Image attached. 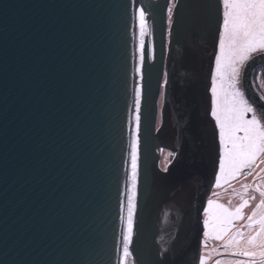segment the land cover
<instances>
[{
    "label": "water",
    "instance_id": "obj_1",
    "mask_svg": "<svg viewBox=\"0 0 264 264\" xmlns=\"http://www.w3.org/2000/svg\"><path fill=\"white\" fill-rule=\"evenodd\" d=\"M168 2L0 0V264H118L134 7L152 15L155 61L146 59L143 68L139 206L130 250L135 264H198L219 160L210 87L220 7L219 0H178L167 40ZM192 28L210 37L197 81L187 63ZM261 65L264 55L250 59L243 80L258 112L264 101L252 72ZM159 147L175 153L168 172L158 166ZM193 177L197 197L186 208L176 197ZM169 204L191 213L190 238L179 247L186 230L176 225L180 234L162 258L159 216Z\"/></svg>",
    "mask_w": 264,
    "mask_h": 264
},
{
    "label": "snow or ice",
    "instance_id": "obj_2",
    "mask_svg": "<svg viewBox=\"0 0 264 264\" xmlns=\"http://www.w3.org/2000/svg\"><path fill=\"white\" fill-rule=\"evenodd\" d=\"M178 0H174L167 9L170 28L173 24V11ZM220 24L218 31L215 67L211 76V117L215 121L219 139V171L215 177V186L220 187L221 181L227 183L231 179L244 174L251 175L254 167H258V159L264 155V109L259 110L249 102L245 93L238 87L240 66L252 58L253 54L264 55V0H219ZM139 45L135 72L139 77L134 91V108L131 110L129 124L131 138L129 142L130 160L126 199L120 202L123 224L122 250L120 264H129L130 250L135 234L136 214L140 185L139 145L141 130V100L143 94L144 64L146 59H154V50L146 49L145 34L147 31L146 14L143 7L138 9ZM168 85L165 73L162 88ZM163 99V94H162ZM264 99V97H261ZM173 157V153H169ZM167 159V158H166ZM264 163V161H261ZM168 160L163 171L168 172ZM264 171V169H261ZM148 181L145 178L147 190ZM245 192L248 186L244 185ZM255 191L261 197L252 214L247 217L246 227L254 234L244 241L241 230L229 238L224 245L230 255L244 257L229 264H264V190L259 185ZM251 199H255L253 196ZM244 200L235 210L209 199L204 209L203 235L220 240L234 227V220H243L242 210L249 205ZM204 246H207L206 244ZM133 264L135 261L133 260ZM199 264H207V258L200 257ZM216 264H221L216 261Z\"/></svg>",
    "mask_w": 264,
    "mask_h": 264
},
{
    "label": "flooded vegetation",
    "instance_id": "obj_3",
    "mask_svg": "<svg viewBox=\"0 0 264 264\" xmlns=\"http://www.w3.org/2000/svg\"><path fill=\"white\" fill-rule=\"evenodd\" d=\"M257 55H260V53L253 54L252 58ZM248 61H246L243 65L240 66L238 87H240V89L243 92H244L243 90L244 68ZM252 86L254 87L255 91L260 96V98L264 97V65L259 66L257 69H255L252 72ZM210 96H211V89H210ZM262 100L264 101V99ZM210 113H211V107H210ZM257 114L259 115V112ZM210 117H211V114H210ZM211 120L213 121V124L215 126V121L212 117H211ZM216 133H217V141L219 144L217 129H216ZM263 156L264 155H261L259 157L257 161L258 167H254V170L252 171L251 175H247L246 174L247 170H245L244 174L237 176L235 179L229 180L227 183H225L222 180L220 187L215 186V179H214L211 193L209 194V196H207L205 208H207L208 206L209 199L215 201L216 203L224 205L230 210H235L246 199L249 200L250 203L247 207H245L242 210L244 219L234 220L233 221L234 227L223 237V239L217 240L213 238L212 236L205 237L203 235L202 243H201V255L207 258V264H216V261H220L221 264H225L226 261L245 259L244 257H235V256L230 255L231 249L226 251L224 248V245L228 242L229 238L232 237L237 232V230H241L244 233L245 240H247L248 238L247 236H245L246 234L248 235V233L250 232L254 234V230L250 231L246 227V225L248 223L247 217L252 214L253 210L255 209L256 205L259 203L261 199L259 194L255 191V188L257 185H259L260 187V184L264 182V172L263 173L261 172V169H264V163L261 162L262 160H264ZM218 171H219V168L217 166L216 174L218 173ZM257 173L261 175L257 176ZM244 185L248 186L247 192H245ZM261 190H264V189H261ZM253 196H255V199H251ZM204 219H205V212L203 211V220ZM205 244L207 246H204ZM217 252H228L229 256L226 258H220L218 257ZM199 262H200V258H199L198 264Z\"/></svg>",
    "mask_w": 264,
    "mask_h": 264
},
{
    "label": "bare ground",
    "instance_id": "obj_4",
    "mask_svg": "<svg viewBox=\"0 0 264 264\" xmlns=\"http://www.w3.org/2000/svg\"><path fill=\"white\" fill-rule=\"evenodd\" d=\"M157 1V0H154ZM138 9L137 7H134V14H133V21H134V32H135V58H134V65L132 70V77H131V102H130V112H129V120L131 117V110L134 108V91L137 84V81L139 80V77L137 76L135 69L137 66V58H138V45H139V20H138ZM144 9V8H143ZM146 14V23H147V31L145 34V46L146 49L151 48L154 50V24H153V18L150 12L147 9H144ZM209 36V35H208ZM210 38V37H209ZM209 38L205 37L199 31V29L192 28L189 33H187V63L190 68V77L193 78L194 73H196L194 77V81H197L199 78L202 77L205 69V61L208 57L209 52ZM154 58H155V52H154ZM150 63H153L154 59H148ZM131 125L128 123V154H127V163H126V188L124 192L123 199H126V189L128 186V171H129V142L131 138ZM157 152V151H156ZM190 180V179H188ZM185 188L184 193H181L180 200L183 203V206L185 205L186 208L192 207V204L196 201L197 197V191H198V183L196 177H193L190 182H185ZM139 199V196H138ZM179 220H176L178 230L180 229L186 230L183 235V240L178 242V245H184L188 242L190 236L188 235V228L190 227L189 219L191 217L190 212H186L185 210L182 211V214H179L178 216ZM175 218V217H174ZM123 224L121 223V231H120V240H119V247H118V264H120V256H121V250H122V233H123ZM181 230V231H183ZM188 233V234H187ZM176 234L177 231L172 232L171 235H169L167 238H163L161 241H157V247L160 257L167 256V253L169 252L171 246L174 245L176 241ZM186 234V235H185ZM179 236V235H178Z\"/></svg>",
    "mask_w": 264,
    "mask_h": 264
},
{
    "label": "rangeland",
    "instance_id": "obj_5",
    "mask_svg": "<svg viewBox=\"0 0 264 264\" xmlns=\"http://www.w3.org/2000/svg\"><path fill=\"white\" fill-rule=\"evenodd\" d=\"M172 2H174V0H169L168 6ZM167 9H168V7H167ZM166 23H167V33L169 34L170 28H169V23H168V12H167V10H166ZM168 39H169V35L167 36V40ZM217 44H218V39H217ZM214 65H215V59H214ZM213 70H214V67H213ZM161 148L160 147L159 148H156L155 149V152L157 151L156 152V155H157V158H159L158 166L163 171V168H164L165 164L167 163V161L168 160L171 161V159L174 156L173 157H170L169 156V153H171V151L169 149H167V148L161 149ZM173 154H174V152H173ZM263 158H264V156H263ZM262 161H264V160H262ZM167 166L169 168L170 164H168ZM261 172L263 173L264 171H261ZM261 174L257 173V176H259ZM260 188L261 189H264V182H262L260 184ZM211 189H212V186L210 188V191L208 193V196L211 193ZM214 193H216V192H214ZM180 196H181V194H179L176 197V199H178V197H180ZM179 212H180V210H179V206L177 204L176 205L169 204L168 207L163 208V210H162L159 218H160V225L163 227V230H162V232H160V234H162V236L164 238H167L169 235H171L172 232H175V230H176V223H177L176 220H179L178 217H177L179 215ZM251 234H252V232L248 233V235L246 234L245 236L248 237ZM244 241H246V240L245 239L242 240L241 246H243ZM217 254H218V257H220V258H226V257L229 256L228 252H217ZM229 262H231V261H226L225 264H229ZM129 264H133V258H132V256L129 257Z\"/></svg>",
    "mask_w": 264,
    "mask_h": 264
}]
</instances>
